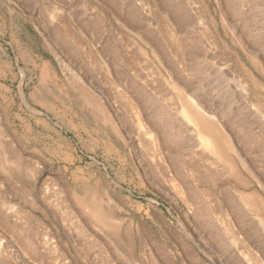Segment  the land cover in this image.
I'll return each mask as SVG.
<instances>
[{
  "label": "rangeland",
  "instance_id": "374dc122",
  "mask_svg": "<svg viewBox=\"0 0 264 264\" xmlns=\"http://www.w3.org/2000/svg\"><path fill=\"white\" fill-rule=\"evenodd\" d=\"M0 264H264V0H0Z\"/></svg>",
  "mask_w": 264,
  "mask_h": 264
},
{
  "label": "bare ground",
  "instance_id": "6f19581e",
  "mask_svg": "<svg viewBox=\"0 0 264 264\" xmlns=\"http://www.w3.org/2000/svg\"><path fill=\"white\" fill-rule=\"evenodd\" d=\"M182 91L183 90H181V92ZM182 101H183V108H181V109H183V110L185 109L188 112V114L192 117V121L194 123V127H193L194 133L199 138V143L209 153L215 154L217 158H219V159L221 158V160L228 163L229 166H231L232 170L233 169L235 170L236 162L232 158L230 151L227 149V145H224L225 141H224V137L222 135V132L217 128V126H215V124H212V122L208 121V119L203 117V115L205 113L204 114L202 113L203 115L200 114V112H203V110L201 109V107L197 103L194 102L193 98L190 95L183 94L182 95ZM205 105H204V107H205ZM206 107H207V105H206ZM181 112H182V115H184L183 111H181ZM228 168H230V167H228ZM229 171L230 170H228V173H229ZM235 171H238V170H235ZM231 172H234V171H231ZM235 173L236 172H234L232 174H235ZM237 174L238 175H234V176L243 177V175L241 173L240 174L242 176L239 175V171ZM243 178H241V179H243ZM250 199H252V198H250Z\"/></svg>",
  "mask_w": 264,
  "mask_h": 264
}]
</instances>
